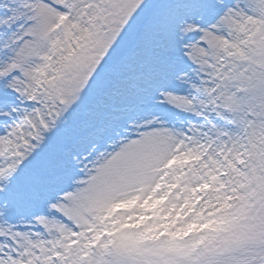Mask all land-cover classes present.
<instances>
[{"label":"snow or ice","instance_id":"obj_1","mask_svg":"<svg viewBox=\"0 0 264 264\" xmlns=\"http://www.w3.org/2000/svg\"><path fill=\"white\" fill-rule=\"evenodd\" d=\"M0 264H264V0H0Z\"/></svg>","mask_w":264,"mask_h":264}]
</instances>
